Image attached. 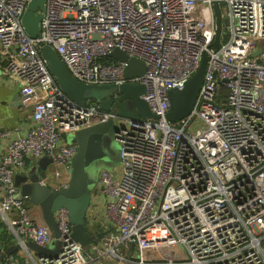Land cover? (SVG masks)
<instances>
[{
	"label": "built area",
	"instance_id": "1",
	"mask_svg": "<svg viewBox=\"0 0 264 264\" xmlns=\"http://www.w3.org/2000/svg\"><path fill=\"white\" fill-rule=\"evenodd\" d=\"M29 1L0 0V75L17 82L32 112L27 130L0 129L9 137L0 155V219L22 246L53 243L15 177L47 156L52 169L41 181L68 187L77 146L67 134L112 120L121 161L101 170L92 190V202L104 205L100 240H74L62 207L57 256L23 264H264V0H219L227 19L219 46L216 0H45L35 37L22 24ZM45 44L87 84H144L142 98L157 117L74 102L41 56ZM115 48L143 61L144 74L127 77L126 62L109 55ZM204 54L196 102L171 121L169 91L184 87Z\"/></svg>",
	"mask_w": 264,
	"mask_h": 264
},
{
	"label": "water",
	"instance_id": "2",
	"mask_svg": "<svg viewBox=\"0 0 264 264\" xmlns=\"http://www.w3.org/2000/svg\"><path fill=\"white\" fill-rule=\"evenodd\" d=\"M222 1H214L213 7L216 16L217 35L214 45H220L222 29L226 36L227 19L222 18L220 6ZM45 8V0H30L22 17V24L26 32L35 37L40 32V20ZM224 25V27L222 26ZM262 47L254 53L258 55ZM114 59L126 62V76H139L144 74L146 66L143 61L130 56L125 51L115 48L109 54ZM41 56L47 61L48 68L55 77L62 91L74 102L84 104L87 101L98 103L103 110H116L121 116L132 118H156L150 110L142 95L146 92V86L142 83L125 82L122 84H87L74 77L53 46L45 44L41 47ZM207 68V56L203 55L198 70L188 79L183 88H173L169 91L170 110L168 118L177 121L188 115L198 97ZM127 99L135 106L133 112L126 107ZM119 126L112 120L92 123L87 127L74 132L69 143L77 146V152L72 159V174L68 187L53 189L41 179L47 176V165L51 159L47 156L39 160L41 171L35 167L26 173H19L15 177L19 188L18 196L26 203L38 204L43 211V219L54 234V241L50 245L41 246L34 241H28L27 246L34 249L37 254L45 253L57 256L60 247V231L55 217L59 208L65 207L69 211V219L72 224V237L83 246L91 242V234L86 229V217L92 199V190L97 179L92 176V170L98 162L112 161L111 154L105 145L106 136L113 137ZM115 138V137H114ZM5 237V235H4ZM0 240V264L9 255L22 248L16 242L4 247L3 239Z\"/></svg>",
	"mask_w": 264,
	"mask_h": 264
},
{
	"label": "crops",
	"instance_id": "3",
	"mask_svg": "<svg viewBox=\"0 0 264 264\" xmlns=\"http://www.w3.org/2000/svg\"><path fill=\"white\" fill-rule=\"evenodd\" d=\"M32 123V112L31 107L26 106L22 102L21 95L19 93V86L17 82L11 80L10 78L0 75V129H10L14 132H23L27 130ZM68 141L71 137L70 134L64 136ZM9 142L8 136H0V155L4 152L5 146ZM31 168L35 167L38 172L41 171V166L39 162L36 164L30 162ZM29 164V165H30ZM52 165L48 163L47 169L51 171ZM113 169V168H112ZM29 171V166L26 170H21L19 173H26ZM31 217L38 223H45L43 219V211L40 205L26 203ZM104 218V205H95L91 200L89 206L87 217H86V229L90 232L91 237L97 236V231H103L102 221ZM46 224V223H45ZM103 228V229H102ZM8 226L5 221L0 219V240L4 237L3 243L4 247L10 246L18 242L17 238L10 232H7ZM100 240V239H99ZM16 258V264H23L25 259H36L37 252L30 248L29 246H22V248L17 249L13 253ZM96 264H117V260H98Z\"/></svg>",
	"mask_w": 264,
	"mask_h": 264
},
{
	"label": "rangeland",
	"instance_id": "4",
	"mask_svg": "<svg viewBox=\"0 0 264 264\" xmlns=\"http://www.w3.org/2000/svg\"><path fill=\"white\" fill-rule=\"evenodd\" d=\"M198 10H200L201 4H198ZM205 17V15H204ZM126 107L129 111L133 112L135 110V106L133 102L129 99L126 101ZM105 145L108 148L112 161L110 162H98L93 170H92V176H94L98 180V176L101 170L103 169H112L120 165L121 161V144L113 137L106 136L104 139ZM31 165H29V170L33 169L31 168ZM49 173L50 171L47 170Z\"/></svg>",
	"mask_w": 264,
	"mask_h": 264
},
{
	"label": "trees",
	"instance_id": "5",
	"mask_svg": "<svg viewBox=\"0 0 264 264\" xmlns=\"http://www.w3.org/2000/svg\"><path fill=\"white\" fill-rule=\"evenodd\" d=\"M107 59L110 60L111 58L110 57H107ZM224 92H225V88H224ZM97 232L98 233H97V236L96 237H91V242H97L100 239V237L103 236V234L105 233L104 229H103L102 232L101 231L100 232L97 231Z\"/></svg>",
	"mask_w": 264,
	"mask_h": 264
},
{
	"label": "flooded vegetation",
	"instance_id": "6",
	"mask_svg": "<svg viewBox=\"0 0 264 264\" xmlns=\"http://www.w3.org/2000/svg\"><path fill=\"white\" fill-rule=\"evenodd\" d=\"M8 232V231H7Z\"/></svg>",
	"mask_w": 264,
	"mask_h": 264
}]
</instances>
